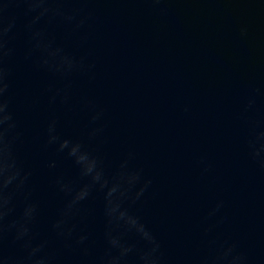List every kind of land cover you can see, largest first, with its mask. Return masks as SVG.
<instances>
[{
    "label": "water",
    "instance_id": "water-1",
    "mask_svg": "<svg viewBox=\"0 0 264 264\" xmlns=\"http://www.w3.org/2000/svg\"><path fill=\"white\" fill-rule=\"evenodd\" d=\"M0 87V264H264V0H0Z\"/></svg>",
    "mask_w": 264,
    "mask_h": 264
},
{
    "label": "clouds",
    "instance_id": "clouds-1",
    "mask_svg": "<svg viewBox=\"0 0 264 264\" xmlns=\"http://www.w3.org/2000/svg\"><path fill=\"white\" fill-rule=\"evenodd\" d=\"M3 91L4 88L0 87V110L6 107L2 97H3ZM95 119V117H94ZM51 131V128H50ZM96 131L94 130L91 133V136L94 137L96 135ZM7 138V133L6 132H0V139H6ZM57 141H59V148L58 150L63 152L67 150V155L68 157L80 168L82 175L90 178L93 182H98L99 181V169H100V161L98 158L93 157L90 153H88L82 144L76 143L71 146H69V142L67 140H60L57 136H50L49 138V144H56ZM49 167L55 168L56 163L55 161L51 162L49 164ZM27 180V174H23V176L20 179V187L22 188L24 183ZM65 182L64 177H58L56 180L57 184L62 185ZM146 183H150V181H147ZM86 198V194L81 196V199ZM9 203V201L6 199L4 201L5 206ZM34 210V209H33ZM6 214V213H5ZM7 230V228L5 229ZM20 237L18 236L17 239ZM85 239V237H81V241ZM158 247V246H157ZM106 259L104 264H106ZM218 256L213 255V256H208L205 257L202 261V264H217L218 261ZM159 257L158 256H151L147 260V264H158ZM50 264V262H49ZM141 264H144L143 258Z\"/></svg>",
    "mask_w": 264,
    "mask_h": 264
}]
</instances>
